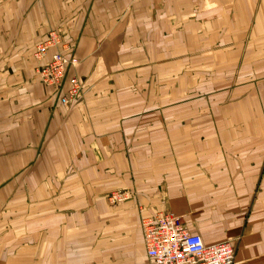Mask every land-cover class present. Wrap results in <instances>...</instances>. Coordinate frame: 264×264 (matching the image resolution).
I'll list each match as a JSON object with an SVG mask.
<instances>
[{"label":"crops","instance_id":"obj_1","mask_svg":"<svg viewBox=\"0 0 264 264\" xmlns=\"http://www.w3.org/2000/svg\"><path fill=\"white\" fill-rule=\"evenodd\" d=\"M164 212L264 264V0H0V264H149Z\"/></svg>","mask_w":264,"mask_h":264},{"label":"built area","instance_id":"obj_2","mask_svg":"<svg viewBox=\"0 0 264 264\" xmlns=\"http://www.w3.org/2000/svg\"><path fill=\"white\" fill-rule=\"evenodd\" d=\"M60 35L52 32L48 39L37 47L35 57L43 60L51 48H57L48 63L38 68L43 83L57 87L66 77L68 69L76 67L79 59L66 54ZM70 57V58H69ZM83 85L76 77L71 79L69 96L64 104L77 99ZM122 192L110 196L112 203L127 200ZM142 232L149 264H235L236 247L230 242L205 245L202 238L189 231L184 219L171 212H164L152 218H143Z\"/></svg>","mask_w":264,"mask_h":264},{"label":"rangeland","instance_id":"obj_3","mask_svg":"<svg viewBox=\"0 0 264 264\" xmlns=\"http://www.w3.org/2000/svg\"><path fill=\"white\" fill-rule=\"evenodd\" d=\"M112 194H113V193L109 194V200H110V196H111ZM110 201H112V200H110ZM124 201H126V200H124ZM121 202H123V201H121ZM117 203H119V202H117Z\"/></svg>","mask_w":264,"mask_h":264},{"label":"bare ground","instance_id":"obj_4","mask_svg":"<svg viewBox=\"0 0 264 264\" xmlns=\"http://www.w3.org/2000/svg\"><path fill=\"white\" fill-rule=\"evenodd\" d=\"M70 58V57H69ZM78 79V77H76ZM79 80V79H78ZM53 87V86H52Z\"/></svg>","mask_w":264,"mask_h":264}]
</instances>
